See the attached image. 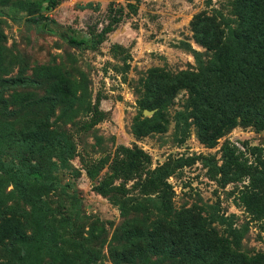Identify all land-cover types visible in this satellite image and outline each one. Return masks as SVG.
Segmentation results:
<instances>
[{
  "label": "rangeland",
  "instance_id": "1",
  "mask_svg": "<svg viewBox=\"0 0 264 264\" xmlns=\"http://www.w3.org/2000/svg\"><path fill=\"white\" fill-rule=\"evenodd\" d=\"M236 2L0 0V130L61 138L70 151L44 172L41 182L54 185L42 186L43 205L22 198L0 168V264H81L78 241L100 255L93 264H212L219 251H230L219 253L225 264L232 254L264 260L256 173L218 172L226 146L260 169L264 129L237 124L204 142L199 122L212 112L190 87L215 53L195 22L209 17L201 27L214 28L230 54L236 39L225 40L243 22ZM212 82L216 96L224 91V81ZM126 149L140 163L129 178L112 171ZM4 150L0 140L9 160ZM164 162L171 173L161 189L144 192L145 176Z\"/></svg>",
  "mask_w": 264,
  "mask_h": 264
},
{
  "label": "trees",
  "instance_id": "2",
  "mask_svg": "<svg viewBox=\"0 0 264 264\" xmlns=\"http://www.w3.org/2000/svg\"><path fill=\"white\" fill-rule=\"evenodd\" d=\"M57 0H48V4L54 5ZM236 11L241 15L243 22L238 29L234 31V37L227 38L225 42L236 39L230 48V54L226 55V46L217 36V32L213 28L210 32L201 27L203 22H209V17H203L195 22V30L199 41L215 50L214 58L208 71H201L196 75V80H191V89L198 95L200 102L207 108L212 115L199 122V136L206 142L210 143L224 133V130L233 128L237 124L253 126L255 128L264 129V0H237ZM111 30L108 26L105 31ZM71 41L83 43L82 39L71 37ZM220 41V42H219ZM215 79L217 83L224 81L225 89L222 93L217 88H211L209 85ZM188 86V85H187ZM189 87V86H188ZM222 87V86H221ZM217 89V90H216ZM221 89V88H220ZM206 112V111H205ZM207 113V112H206ZM209 114V113H207ZM214 120L217 124L216 128L209 126ZM0 140L4 144V151H10L11 158L9 160L0 159V168L6 170L13 177V185L19 195L26 201L35 205H43L41 197V189L45 184L47 186L54 185L53 180L41 179L44 177L45 171H50L57 167L56 158L59 164H64L70 151L64 140L61 138L50 139L48 141H34L27 137H23L14 129L4 128L0 130ZM132 150L126 149L125 158H120L112 167L113 175L123 174L124 178H129L132 173L140 170V163L134 159ZM142 160L147 159V155L139 151ZM225 161L218 168L222 178L239 175L243 170L256 173L253 188L256 191L251 200V204L255 208V212L264 215V163L259 160L260 169L255 168L252 172L251 166L244 167L239 161V156L232 149L226 146L223 151ZM257 159H259L257 157ZM183 160H179L178 164H182ZM185 159L184 162H189ZM135 165L136 168L132 167ZM124 166V167H123ZM134 169V170H133ZM171 173L168 162L161 164L154 172H150L145 176V183L142 187L144 192H155L161 189L163 179L167 178ZM211 178L216 179V173H211ZM95 189L103 195H107L110 191L109 186L100 183ZM57 249H62V246ZM78 251L81 256V264H93L100 260V255L85 246L82 242H77ZM230 251H219V253H229ZM215 254V260H211L212 264L223 263L221 254ZM214 258V256H212ZM212 257L208 259H212ZM243 258V257H242ZM241 257L237 258L231 255L227 264H264L262 257ZM238 259V261H236ZM199 264V263H197Z\"/></svg>",
  "mask_w": 264,
  "mask_h": 264
}]
</instances>
